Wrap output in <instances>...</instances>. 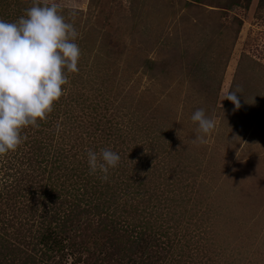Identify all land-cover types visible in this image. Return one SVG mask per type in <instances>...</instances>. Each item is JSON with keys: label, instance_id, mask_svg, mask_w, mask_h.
I'll return each instance as SVG.
<instances>
[{"label": "rangeland", "instance_id": "374dc122", "mask_svg": "<svg viewBox=\"0 0 264 264\" xmlns=\"http://www.w3.org/2000/svg\"><path fill=\"white\" fill-rule=\"evenodd\" d=\"M34 3H56L75 28L78 72L65 70L67 97L42 120L46 135L24 128L0 156V219L16 222L2 236L33 231L43 214L37 205L28 217L4 188L49 178L37 148L46 158L63 149L78 169L65 188L82 196L75 183H91L90 224L107 225L121 249L145 235L138 261L148 252L154 264H264V0H0L19 14ZM237 88L239 109L224 100ZM198 109L215 123L206 143L193 142ZM106 148L120 161L104 180L89 173L87 152Z\"/></svg>", "mask_w": 264, "mask_h": 264}, {"label": "clouds", "instance_id": "9594fccd", "mask_svg": "<svg viewBox=\"0 0 264 264\" xmlns=\"http://www.w3.org/2000/svg\"><path fill=\"white\" fill-rule=\"evenodd\" d=\"M77 35L56 3H34L17 21L0 20V156L23 142V128H38L37 121L52 111L63 95L62 86L69 83L65 70L78 72ZM240 91L237 88L224 97L236 109L241 107ZM191 120L198 124L199 133L193 142L206 143L214 121L203 109L196 110ZM119 161V154L108 148L87 152L89 173H101L104 180Z\"/></svg>", "mask_w": 264, "mask_h": 264}, {"label": "trees", "instance_id": "16d2710c", "mask_svg": "<svg viewBox=\"0 0 264 264\" xmlns=\"http://www.w3.org/2000/svg\"><path fill=\"white\" fill-rule=\"evenodd\" d=\"M243 1L249 2L251 0ZM24 14L25 13L19 14V11L16 10L11 11V7L8 4L0 5V20L4 18L5 22H15ZM65 96L67 97V94ZM65 96H61V98L53 104L52 109L55 106L59 109L65 102ZM75 105L76 101L66 108ZM50 113L53 115V110ZM37 123L40 125V130L38 132H32L33 129H30L31 126H28V128L26 127L25 130L33 133V136H45L46 129H49L52 124L41 120H38ZM25 130L21 132L22 137L24 136ZM52 133L55 134V130H52ZM39 140L40 139L38 138L32 139L33 147L39 142ZM59 150L62 151L57 157L50 156V158H46L45 155H48L50 150L45 154L37 148L40 155L38 156L36 153L37 156L33 158L37 160V165H41V163L50 165V171H47V168L42 171L48 173L49 178H43L40 179V181L36 180L38 183L34 182L33 184L26 186H24V184L18 185L15 187V190L9 187L4 188L6 191L15 193L16 197H21L22 204L23 201L27 203L24 212L29 215L28 217L31 218V214H33L31 211L37 205L38 207H41L43 214L38 218L39 221L33 231H16L12 237L13 241L10 242L9 240H6L2 234L9 235L10 231L8 230L14 228V223L16 222H13L11 219H0V222H2L3 225V230L0 231V264H49L52 261V264H61L62 262L66 264L68 258H70V260L73 258L71 264H154L152 262L154 259V253L149 254L147 252L143 254L139 261L136 259L134 249L138 247L141 242L146 240L144 239V234L136 236L134 242H132L128 248L121 249L122 245L119 247V242L112 244L111 236L117 237L115 232H111L110 235L105 234L106 231H109L107 225L99 222L93 227L92 223L90 224L88 220L89 211L88 209L85 210L83 204L86 205L87 201H85L84 197L86 191L90 192L91 183L88 181H85L82 184L81 182L75 183L79 186L78 190H81L82 196L77 194L74 195L73 191L65 188L68 181L72 180L73 176L70 177L71 175L69 174L71 170L77 171L78 169H73L72 167L70 169L66 164V158L63 155L65 151L63 149ZM5 164L9 166L10 162L7 161ZM2 169L6 171L7 169H11V166H2ZM17 169H19V167L16 168L15 173L20 172ZM79 170L82 171L81 169ZM52 174H55V181L50 179ZM4 176H6V174ZM140 178L141 180L137 182L136 188H141L145 184L143 182L144 177L141 176ZM72 187L77 189L74 186ZM105 201L108 203L111 200ZM6 202L8 204L9 202L15 204L13 199H8ZM113 204L116 203H111V205ZM90 206L91 205L88 206L90 210H97V207ZM123 207H126L125 204H123ZM9 216L13 217L11 212ZM25 218L26 217H23V219ZM18 224L19 226L25 225L19 221ZM125 229L128 230L127 227ZM29 237H31L33 242L36 241V244L32 245L33 242L31 244L32 240ZM16 240H18V243H16ZM106 246L108 248L105 249ZM101 253L104 254L101 255ZM114 255H116V257H114ZM100 256L103 257L102 260L99 259Z\"/></svg>", "mask_w": 264, "mask_h": 264}]
</instances>
